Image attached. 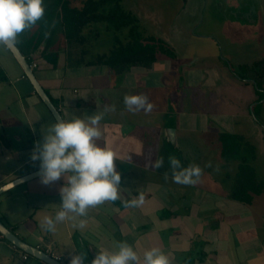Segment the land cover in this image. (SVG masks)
<instances>
[{
	"label": "crops",
	"instance_id": "0c3cea01",
	"mask_svg": "<svg viewBox=\"0 0 264 264\" xmlns=\"http://www.w3.org/2000/svg\"><path fill=\"white\" fill-rule=\"evenodd\" d=\"M54 2L44 0L43 20L53 8L56 13L49 29L37 36L41 20L19 36L17 45L64 120L111 109L101 121L99 143L117 154L121 198L90 208L86 217L58 223L54 232H48L42 220L54 217L59 209L63 179L44 186L38 176L0 195L1 221L64 264H69L74 251L87 253L90 264L96 251L111 248L116 241H127L141 258L146 250L159 247L172 264H264V190L244 201L234 198L233 190L222 193L217 184L186 186L171 178L168 158L173 150L182 155L185 167L208 154L190 132L202 124L206 127L207 116L170 115L171 109L161 107V91L168 97L177 84L171 65L175 57L159 53L151 66L133 65L121 72L105 63L75 64V59L96 57L88 56L91 49L81 55L79 47L69 46L58 15L61 8ZM73 3L81 6L80 0ZM197 75L189 71L192 81ZM126 96H145L152 108L129 110ZM56 121L12 52L0 47V186L39 170V161H31L30 155L43 138L41 128ZM159 158L164 166L151 168ZM140 193L145 197L141 207L125 206V200ZM81 220L83 228L73 227ZM25 254L0 233V264H48Z\"/></svg>",
	"mask_w": 264,
	"mask_h": 264
},
{
	"label": "rangeland",
	"instance_id": "374dc122",
	"mask_svg": "<svg viewBox=\"0 0 264 264\" xmlns=\"http://www.w3.org/2000/svg\"><path fill=\"white\" fill-rule=\"evenodd\" d=\"M121 3L137 16L141 34L166 40L176 52L171 65L177 84L168 97L161 91V107L171 109L170 115L186 112L207 116L206 127L202 124L190 131L197 145L201 144L208 153L193 163L203 169L197 184L213 188L217 184L222 193L231 192L238 183L239 164L245 163L242 157H246V166L255 172V185L262 187L264 0H122ZM89 28L94 32L90 35L92 52L88 56L109 51L116 34L111 24L94 22ZM117 34L126 39L128 29ZM190 63L193 64L188 66ZM190 70L201 74L202 79L197 75V80L192 81ZM222 133L243 137L239 156L230 160L222 156ZM170 156L182 160L176 150Z\"/></svg>",
	"mask_w": 264,
	"mask_h": 264
},
{
	"label": "clouds",
	"instance_id": "9594fccd",
	"mask_svg": "<svg viewBox=\"0 0 264 264\" xmlns=\"http://www.w3.org/2000/svg\"><path fill=\"white\" fill-rule=\"evenodd\" d=\"M44 0H0V47L12 49L19 36L37 26L45 17ZM129 110H150L152 104L145 96H126ZM104 112H95L84 117L74 115L72 119H58L41 128L43 138L37 141L30 155L33 162L39 161L40 183L44 186L63 179L59 188L61 202L55 216H45L42 227L54 232L56 225L77 217H86L90 208L120 199L121 172L117 169V154L108 146L99 143L100 128ZM173 182L195 186L201 181L203 169L197 164L183 166L175 156L168 158ZM164 159L159 158L150 167L160 169ZM210 166L206 164L205 167ZM167 181L169 176H163ZM145 202L143 193L125 200L126 207H141ZM85 221L73 227L83 228ZM71 255L69 264H86L87 253ZM90 264H172L169 255L159 247H152L140 255L127 241H116L111 248H100Z\"/></svg>",
	"mask_w": 264,
	"mask_h": 264
},
{
	"label": "trees",
	"instance_id": "16d2710c",
	"mask_svg": "<svg viewBox=\"0 0 264 264\" xmlns=\"http://www.w3.org/2000/svg\"><path fill=\"white\" fill-rule=\"evenodd\" d=\"M122 0H80L81 6H76L73 0H56L53 6L59 9L64 23V37L71 47H79L80 54L85 55L90 51V35L94 31L88 26L96 22H108L116 31L114 44L108 53L97 54L94 60L85 61L81 58L73 60L75 64L105 63L114 70L121 72L129 69L133 65L151 66L157 59L159 53L175 57L176 52L173 47L164 39L155 36H144L139 31V21L137 16L122 5ZM48 13V17L43 20L38 37L49 29L51 21L56 13L55 8ZM128 29L126 39H122L117 32ZM95 34H99L95 32ZM42 37V36H41ZM40 40V39H38ZM57 56L53 59L56 64ZM243 138V137H242ZM237 134L223 133L221 140L223 143V155L227 160L239 156L242 139ZM250 148L255 147L250 145ZM245 163L239 164L238 183L232 191L234 198L251 201L254 194H259L264 190L257 187L254 180V169L246 166V157H242Z\"/></svg>",
	"mask_w": 264,
	"mask_h": 264
},
{
	"label": "water",
	"instance_id": "95a60500",
	"mask_svg": "<svg viewBox=\"0 0 264 264\" xmlns=\"http://www.w3.org/2000/svg\"><path fill=\"white\" fill-rule=\"evenodd\" d=\"M16 60L19 62L20 66L22 67L25 75L29 78L31 83L33 84L36 92L39 94L43 102L47 105V107L50 109L52 112L53 116L55 117L56 120L58 119H63L61 112L59 109L55 106L49 95L46 93L45 89L42 87L41 83L37 79L35 72L30 64V62L27 60L25 55L22 53L21 49L18 47L16 44L15 47L12 49H9ZM64 120V119H63ZM173 131V130H172ZM173 139V138H172ZM174 140V139H173ZM38 172L34 171L30 174H27L25 176L16 178L10 182H7L6 184L0 186V195L15 186L22 184L30 179H33L35 177H38ZM0 233L7 238L10 242H12L14 245L25 251L26 253L35 256L48 264H64L48 252L40 249L37 246H33L24 240H22L19 236H17L12 230H10L0 219Z\"/></svg>",
	"mask_w": 264,
	"mask_h": 264
},
{
	"label": "built area",
	"instance_id": "2783aa9c",
	"mask_svg": "<svg viewBox=\"0 0 264 264\" xmlns=\"http://www.w3.org/2000/svg\"><path fill=\"white\" fill-rule=\"evenodd\" d=\"M34 65H35V64H34ZM31 66H33V65H31ZM24 256H25V258H27V257H28V254H25Z\"/></svg>",
	"mask_w": 264,
	"mask_h": 264
}]
</instances>
